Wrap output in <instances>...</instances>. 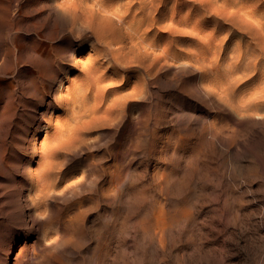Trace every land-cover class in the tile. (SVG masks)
Segmentation results:
<instances>
[{
  "label": "rangeland",
  "instance_id": "obj_1",
  "mask_svg": "<svg viewBox=\"0 0 264 264\" xmlns=\"http://www.w3.org/2000/svg\"><path fill=\"white\" fill-rule=\"evenodd\" d=\"M53 1L0 0V115L10 103L0 125V145L17 155L0 163V264H264V119L245 117L208 96L203 85L222 81L221 74L202 82L199 65H189L185 58L171 62L154 86L162 97L154 102L164 106L162 112L135 100L133 116L121 127L83 131L76 143L82 150L67 167L60 196L44 213L34 207L28 199L30 184H23L24 156L14 145L21 148L27 126L44 106L33 105V74L21 73V66L27 39L37 30H51L46 5ZM215 29L213 24L207 32L215 34V45L246 40L229 29L222 34ZM89 52L87 45L82 56ZM240 98L238 94L235 100ZM142 113L148 115L143 122ZM55 118L62 121L64 114L59 111ZM5 137L7 143L1 144ZM45 140L43 133L34 146L42 148ZM100 159L125 174L120 176V195L112 206L107 195L95 194L97 199L81 209L77 196L94 192L100 173L94 170L82 181L79 164ZM33 160L31 169L38 171L39 157ZM140 184L145 186L150 220L159 212L166 215L164 232L151 231L155 238L136 231L120 234L108 254V242L101 246L99 241L102 228L112 208L120 216L126 213L133 202L132 187ZM71 185L73 190H67ZM182 216L188 219L176 223ZM98 245L101 258L95 256Z\"/></svg>",
  "mask_w": 264,
  "mask_h": 264
},
{
  "label": "bare ground",
  "instance_id": "obj_2",
  "mask_svg": "<svg viewBox=\"0 0 264 264\" xmlns=\"http://www.w3.org/2000/svg\"><path fill=\"white\" fill-rule=\"evenodd\" d=\"M181 2L54 0L46 5L51 30H37L27 39L28 53L21 66V73L33 74L32 103L42 104L44 112L36 114L27 126L21 148L14 145L24 156L21 169L27 176L23 184H30L28 199L41 213L60 196L58 189L68 176L67 167L82 150L76 143L83 131L103 125L121 127L133 116L130 109L135 100L152 104L155 112L164 110L162 104L154 102L155 98L162 99L154 93V86L167 74L171 62L185 58L189 65H199L202 82L209 75L220 73L222 81L203 85L204 92L245 117L264 119V0H186L185 5ZM195 17L203 20L193 22ZM213 24L219 34L229 29L232 34L246 36V40L231 46L215 45V34H207ZM36 26L41 28V22ZM87 45L90 52L83 57ZM38 80L41 86H36ZM241 82L243 85H239ZM243 86L246 91L240 90ZM238 94L241 98L235 100ZM9 104L2 107L0 125L6 120ZM59 111L64 114L62 121L55 118ZM139 117L143 122L148 115L142 113ZM43 133L46 140L37 149L34 143ZM7 140L8 137L3 138L1 144ZM9 156L17 157L15 152L10 154L8 146L0 145V163L5 164ZM35 157H39L38 171L31 169ZM79 166L84 168L82 181L87 176L91 178L94 170L100 174L94 192L79 194L77 205L82 209L102 194L113 206L120 195L122 170L103 159L89 160L86 165L81 162ZM98 166L100 170L95 169ZM74 187L67 186V190ZM144 191L142 184L132 187L133 202L125 214L120 216L112 208L99 238L101 246L108 242V254L120 234L131 236L136 231L151 236L153 230L164 232L166 215L159 212L150 220ZM187 219L182 216L176 223ZM151 238L155 236L152 234ZM99 246L95 249L96 258L102 257Z\"/></svg>",
  "mask_w": 264,
  "mask_h": 264
}]
</instances>
